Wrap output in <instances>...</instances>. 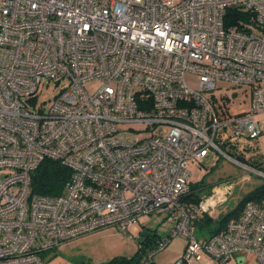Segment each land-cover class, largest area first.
Here are the masks:
<instances>
[{
  "label": "built area",
  "instance_id": "obj_1",
  "mask_svg": "<svg viewBox=\"0 0 264 264\" xmlns=\"http://www.w3.org/2000/svg\"><path fill=\"white\" fill-rule=\"evenodd\" d=\"M219 80L245 87L249 109L217 104L207 93ZM50 82L59 92L36 104ZM261 112L264 0H0V264H47L41 253L62 242L110 226L128 232L153 213L173 226L145 264L176 234L186 242L173 264L245 254L264 264V206L245 202L198 240L195 221L231 185L183 199L188 163L211 149L238 161L227 149L261 135ZM44 158L71 170L57 195L31 191Z\"/></svg>",
  "mask_w": 264,
  "mask_h": 264
},
{
  "label": "rangeland",
  "instance_id": "obj_2",
  "mask_svg": "<svg viewBox=\"0 0 264 264\" xmlns=\"http://www.w3.org/2000/svg\"><path fill=\"white\" fill-rule=\"evenodd\" d=\"M186 78L192 84L197 81L194 74H189ZM98 85L97 80L85 83L90 93H93ZM59 90L60 86L53 82L41 86L37 92L36 104L48 105ZM207 94H214L217 104L223 108L227 107L231 114L244 112L250 107V98L245 94V87L232 86L224 80H219L217 88ZM255 117L262 130L261 135L253 139L245 136L233 138L227 151L233 158L243 156L250 161L264 163V112L256 114ZM122 128H127V125H122ZM237 160H231L211 149L201 163H188L192 171L189 181L193 185H201L198 189L200 194L208 193L209 188L220 181H228L231 185V192L226 201L212 208L214 214H225L233 209L242 197L264 182V175L260 174L259 170ZM163 216L156 213L141 215L128 232L113 226L106 227L62 242L55 248L42 252L41 256L47 264H105L116 257H131L139 250L138 238L141 231L149 229L163 235L172 229L171 223L163 222ZM185 242L182 235L176 234L153 258L160 264H169L176 254L181 252Z\"/></svg>",
  "mask_w": 264,
  "mask_h": 264
},
{
  "label": "trees",
  "instance_id": "obj_3",
  "mask_svg": "<svg viewBox=\"0 0 264 264\" xmlns=\"http://www.w3.org/2000/svg\"><path fill=\"white\" fill-rule=\"evenodd\" d=\"M237 159L254 169L264 172V163L262 162L250 161L245 159L243 156H238ZM70 176V168L64 165L61 161L51 158H44L31 174V191L33 193L45 195H57L61 192L64 184L69 180ZM190 186V193L187 194L183 199L187 203L196 204L202 195L200 192H198V189L201 188V185L199 183L196 185L191 183ZM247 201H252L258 205L264 206V182L249 191L244 197H242V199L233 209L227 211L225 214L220 215L217 219H213L207 213L200 215L194 223V234L196 239L200 240L198 238L199 232L211 230L214 226L215 228L212 231L213 233H211L205 239L223 229L231 218H236L239 216L244 203ZM161 237L162 236L156 234L154 230L144 229L139 235V238L142 240H138L140 242V246L136 255L127 258L116 257L105 264H145L143 263L144 256H146L147 253L154 248ZM147 264L155 263L151 261Z\"/></svg>",
  "mask_w": 264,
  "mask_h": 264
},
{
  "label": "crops",
  "instance_id": "obj_4",
  "mask_svg": "<svg viewBox=\"0 0 264 264\" xmlns=\"http://www.w3.org/2000/svg\"><path fill=\"white\" fill-rule=\"evenodd\" d=\"M214 210H210L207 214L209 216H211L213 219H217L222 213H213ZM215 228V226L211 229V230H206V231H201L198 233L199 235V239L200 240H204L206 237H208L211 233H213V229ZM170 232V230H169ZM169 232L167 234H163L160 236H166L169 234ZM185 245V244H184ZM184 250V246L181 249V252L176 254V256L174 257V259L172 260V262H170L169 264H173L175 260H177L183 253ZM153 262L155 264H160V262L156 261L154 258L152 259ZM190 264H218L216 263L214 260L210 259L209 257H203L201 259H197V260H193L192 262H190ZM224 264H259L258 261L256 260L255 256L253 254H245V255H233L227 262H225Z\"/></svg>",
  "mask_w": 264,
  "mask_h": 264
},
{
  "label": "water",
  "instance_id": "obj_5",
  "mask_svg": "<svg viewBox=\"0 0 264 264\" xmlns=\"http://www.w3.org/2000/svg\"><path fill=\"white\" fill-rule=\"evenodd\" d=\"M262 175H264V172H262ZM138 240L141 241L142 239L139 238Z\"/></svg>",
  "mask_w": 264,
  "mask_h": 264
}]
</instances>
